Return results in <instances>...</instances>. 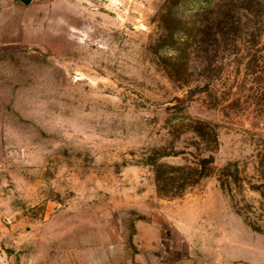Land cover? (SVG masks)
I'll return each instance as SVG.
<instances>
[{
    "label": "rangeland",
    "instance_id": "rangeland-1",
    "mask_svg": "<svg viewBox=\"0 0 264 264\" xmlns=\"http://www.w3.org/2000/svg\"><path fill=\"white\" fill-rule=\"evenodd\" d=\"M10 11L0 264H264V0Z\"/></svg>",
    "mask_w": 264,
    "mask_h": 264
},
{
    "label": "crops",
    "instance_id": "crops-1",
    "mask_svg": "<svg viewBox=\"0 0 264 264\" xmlns=\"http://www.w3.org/2000/svg\"><path fill=\"white\" fill-rule=\"evenodd\" d=\"M21 1L22 0H0V24L5 22V16H14V11L11 12L10 10H14L15 7H20ZM10 22L18 23V21L14 19H12Z\"/></svg>",
    "mask_w": 264,
    "mask_h": 264
},
{
    "label": "trees",
    "instance_id": "trees-1",
    "mask_svg": "<svg viewBox=\"0 0 264 264\" xmlns=\"http://www.w3.org/2000/svg\"><path fill=\"white\" fill-rule=\"evenodd\" d=\"M251 1H253V2H255V3H257V4H258V0H251Z\"/></svg>",
    "mask_w": 264,
    "mask_h": 264
}]
</instances>
